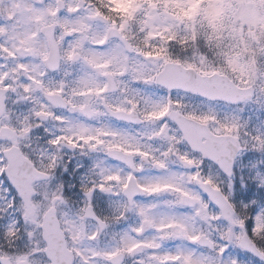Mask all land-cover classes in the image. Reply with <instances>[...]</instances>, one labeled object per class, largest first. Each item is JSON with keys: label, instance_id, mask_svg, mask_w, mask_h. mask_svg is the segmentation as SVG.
<instances>
[{"label": "snow or ice", "instance_id": "1", "mask_svg": "<svg viewBox=\"0 0 264 264\" xmlns=\"http://www.w3.org/2000/svg\"><path fill=\"white\" fill-rule=\"evenodd\" d=\"M0 264H264V0H0Z\"/></svg>", "mask_w": 264, "mask_h": 264}]
</instances>
